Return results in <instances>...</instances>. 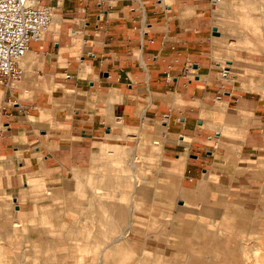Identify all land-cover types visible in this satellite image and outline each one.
<instances>
[{
	"label": "crops",
	"instance_id": "0c3cea01",
	"mask_svg": "<svg viewBox=\"0 0 264 264\" xmlns=\"http://www.w3.org/2000/svg\"><path fill=\"white\" fill-rule=\"evenodd\" d=\"M211 1L41 0L53 20L0 85V264L54 249L105 148L156 149L182 193L205 186L221 211L264 205L250 171L264 180V62L227 57Z\"/></svg>",
	"mask_w": 264,
	"mask_h": 264
},
{
	"label": "rangeland",
	"instance_id": "374dc122",
	"mask_svg": "<svg viewBox=\"0 0 264 264\" xmlns=\"http://www.w3.org/2000/svg\"><path fill=\"white\" fill-rule=\"evenodd\" d=\"M211 2L217 16L227 9V19L216 21L227 29V57L242 53L264 62V0ZM101 155L103 180L91 182L86 195L72 196L66 221L51 229L54 249L41 259L39 251L31 258L19 247L9 249V264H264V205L226 212L202 197L205 186L182 193L175 167L160 164L156 149L150 156L131 147L105 148ZM251 167V187L261 192L263 171Z\"/></svg>",
	"mask_w": 264,
	"mask_h": 264
},
{
	"label": "built area",
	"instance_id": "2783aa9c",
	"mask_svg": "<svg viewBox=\"0 0 264 264\" xmlns=\"http://www.w3.org/2000/svg\"><path fill=\"white\" fill-rule=\"evenodd\" d=\"M53 15L41 0H0V85L8 86L18 76L29 43L42 40Z\"/></svg>",
	"mask_w": 264,
	"mask_h": 264
},
{
	"label": "water",
	"instance_id": "95a60500",
	"mask_svg": "<svg viewBox=\"0 0 264 264\" xmlns=\"http://www.w3.org/2000/svg\"><path fill=\"white\" fill-rule=\"evenodd\" d=\"M212 32H213V34H217V29L216 28H212Z\"/></svg>",
	"mask_w": 264,
	"mask_h": 264
}]
</instances>
